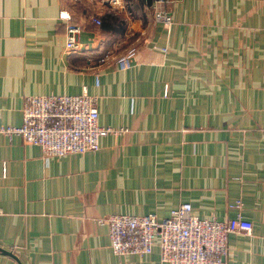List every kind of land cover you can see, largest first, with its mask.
I'll return each mask as SVG.
<instances>
[{
  "label": "crops",
  "instance_id": "crops-1",
  "mask_svg": "<svg viewBox=\"0 0 264 264\" xmlns=\"http://www.w3.org/2000/svg\"><path fill=\"white\" fill-rule=\"evenodd\" d=\"M156 10L170 26L154 23ZM108 12L123 33L91 23ZM69 23L81 29L67 52ZM137 46L125 69L97 63ZM82 92L96 98L99 126L128 131L48 160L0 134V248L17 258L0 252V264H165L157 247L115 255L93 219H162L183 202L200 219L240 212L252 231L227 236L225 264H264V0H0L1 123L20 125L28 95Z\"/></svg>",
  "mask_w": 264,
  "mask_h": 264
},
{
  "label": "built area",
  "instance_id": "built-area-1",
  "mask_svg": "<svg viewBox=\"0 0 264 264\" xmlns=\"http://www.w3.org/2000/svg\"><path fill=\"white\" fill-rule=\"evenodd\" d=\"M74 2L76 0H68ZM118 4L123 0H106ZM175 0H151V5H163ZM61 19H68L65 12ZM96 26L101 24L98 13L90 16ZM154 23L164 27L171 24L169 13L156 10ZM78 24L66 25L65 50L70 52L77 47ZM162 64L167 48L157 49ZM139 48L131 47L124 52L114 49L104 51L97 59L99 65H116L120 69L129 67L137 56ZM149 61H154L151 56ZM168 86L164 87L166 96ZM1 115V109H0ZM126 129H114L98 125L96 98L82 92L78 95H28L21 107V123L18 126L3 125L0 116V134L19 136L25 144L36 145L43 159L62 157L73 153L97 151L100 138L108 134L126 133ZM5 172V165L2 167ZM241 209L242 203L236 200L228 205ZM95 223L105 224L108 229L110 248L117 256L147 255L158 248L160 261L165 264H225L228 256L227 236L231 233L250 235L252 224L240 212L233 218L217 220L214 216L200 219L196 217L188 202L181 203L162 219L154 213L146 215L113 214L93 219Z\"/></svg>",
  "mask_w": 264,
  "mask_h": 264
},
{
  "label": "trees",
  "instance_id": "trees-1",
  "mask_svg": "<svg viewBox=\"0 0 264 264\" xmlns=\"http://www.w3.org/2000/svg\"><path fill=\"white\" fill-rule=\"evenodd\" d=\"M149 2V1H148ZM102 32L110 34H121L124 32L126 22L118 15L108 12L101 19V24L98 26Z\"/></svg>",
  "mask_w": 264,
  "mask_h": 264
},
{
  "label": "water",
  "instance_id": "water-1",
  "mask_svg": "<svg viewBox=\"0 0 264 264\" xmlns=\"http://www.w3.org/2000/svg\"><path fill=\"white\" fill-rule=\"evenodd\" d=\"M0 252L3 253V254L9 255V256H11V257H13V258H15V259H17V258L15 257V255H13V253H12L11 251L4 250V249H1V248H0Z\"/></svg>",
  "mask_w": 264,
  "mask_h": 264
},
{
  "label": "rangeland",
  "instance_id": "rangeland-1",
  "mask_svg": "<svg viewBox=\"0 0 264 264\" xmlns=\"http://www.w3.org/2000/svg\"><path fill=\"white\" fill-rule=\"evenodd\" d=\"M128 2H134V0H127ZM147 1H149V2H151V0H147ZM123 3H124V5H125V0H123Z\"/></svg>",
  "mask_w": 264,
  "mask_h": 264
}]
</instances>
